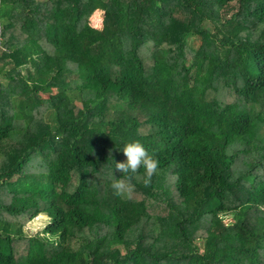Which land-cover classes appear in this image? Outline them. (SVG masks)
<instances>
[{
  "label": "trees",
  "instance_id": "trees-1",
  "mask_svg": "<svg viewBox=\"0 0 264 264\" xmlns=\"http://www.w3.org/2000/svg\"><path fill=\"white\" fill-rule=\"evenodd\" d=\"M0 64V264H264V0H0Z\"/></svg>",
  "mask_w": 264,
  "mask_h": 264
},
{
  "label": "clouds",
  "instance_id": "clouds-1",
  "mask_svg": "<svg viewBox=\"0 0 264 264\" xmlns=\"http://www.w3.org/2000/svg\"><path fill=\"white\" fill-rule=\"evenodd\" d=\"M122 152L126 157V161L117 162L115 168L123 173V177L117 179L113 174L112 183V188L118 196L131 191V180L139 174L141 168L144 169L145 185L150 184L151 178L157 173L159 168V161L150 156L144 145L139 141L127 143L123 147Z\"/></svg>",
  "mask_w": 264,
  "mask_h": 264
},
{
  "label": "rangeland",
  "instance_id": "rangeland-1",
  "mask_svg": "<svg viewBox=\"0 0 264 264\" xmlns=\"http://www.w3.org/2000/svg\"><path fill=\"white\" fill-rule=\"evenodd\" d=\"M101 21H102V13L101 12L98 13L96 16H93L90 20L92 26L99 28V29H101ZM9 68H10V66H5L3 71L8 70ZM1 91H2V95H1V99H2V98L6 97V94L3 91V88H1ZM227 220L230 221V218ZM46 223H47L46 217L43 215H40L37 218H35L34 220H32L31 222H29L25 226L24 231H25L26 235L31 236L35 233L40 232L44 228Z\"/></svg>",
  "mask_w": 264,
  "mask_h": 264
}]
</instances>
